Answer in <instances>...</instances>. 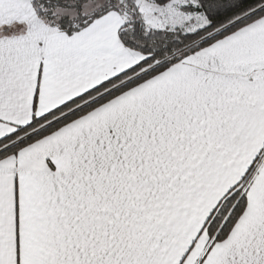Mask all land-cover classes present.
<instances>
[{
	"label": "snow or ice",
	"instance_id": "obj_1",
	"mask_svg": "<svg viewBox=\"0 0 264 264\" xmlns=\"http://www.w3.org/2000/svg\"><path fill=\"white\" fill-rule=\"evenodd\" d=\"M0 264H264V0H0Z\"/></svg>",
	"mask_w": 264,
	"mask_h": 264
}]
</instances>
